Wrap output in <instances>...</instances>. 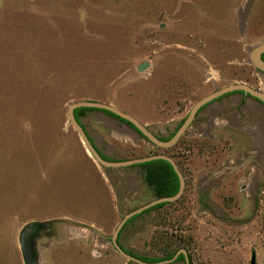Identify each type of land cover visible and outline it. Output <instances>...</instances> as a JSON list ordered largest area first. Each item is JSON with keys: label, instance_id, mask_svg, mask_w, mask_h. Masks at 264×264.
<instances>
[{"label": "rangeland", "instance_id": "rangeland-1", "mask_svg": "<svg viewBox=\"0 0 264 264\" xmlns=\"http://www.w3.org/2000/svg\"><path fill=\"white\" fill-rule=\"evenodd\" d=\"M242 2L0 0V264H23L20 228L49 220L53 228L36 241L39 264H139L108 238L124 214L155 196L139 166L102 169L87 156L66 106L104 102L167 137L214 89L244 83L264 91L247 60L248 47L264 40V0L251 1L240 24ZM233 96L239 93L198 111ZM228 108L254 107L243 100ZM253 118L263 143L262 116ZM78 120L104 155L164 154L184 176L176 200L126 222L123 247L149 258L181 248L191 264H249L254 252L255 264H264V190L243 187L255 168V187L264 186V150L251 154L244 130L208 138L193 134V119L175 143L160 147L99 110H84ZM248 156L257 166L248 160L211 191L198 187L200 172Z\"/></svg>", "mask_w": 264, "mask_h": 264}, {"label": "water", "instance_id": "water-1", "mask_svg": "<svg viewBox=\"0 0 264 264\" xmlns=\"http://www.w3.org/2000/svg\"><path fill=\"white\" fill-rule=\"evenodd\" d=\"M264 52V40L257 41L253 45L249 46L247 49V60L250 64L253 65L255 70L259 73L264 74V61L261 59L260 54ZM147 62L143 61L139 63L136 66V69L138 71L143 70L147 67ZM262 82H264V77H261ZM232 91H240L242 94L247 95L251 98H255L259 100L262 105L264 106V91H261L258 88H252L247 84L244 83H230L225 86H222L220 88L214 89L212 92L202 96L198 100H196L191 107L189 108L186 116L183 118L182 122L179 124V126L176 128L172 136L167 140H161L158 137H156L151 131L148 129L147 125L141 124L136 120L133 116L127 114L124 111L119 110L118 108L106 104L104 102H99L95 100H77L74 102H70L66 106V117L68 122L71 124V126L74 128V130L77 132L79 139L85 149V151L88 153V155L92 158V160L100 166V168L105 167H123V166H130L133 164L142 163L145 161L153 160V159H163L169 162L171 165L174 173L177 176L178 179V188L177 191L171 195V196H161V197H155L154 199L148 201L147 203L133 209L132 211L124 214L121 219L119 220L118 224L114 228L112 234L110 235V240L112 242L113 247L115 250L121 254L123 257H125L128 260L134 261L139 264H161V263H169L173 261V259L176 257L178 253H181L184 257V261L187 264V258H186V252L184 249H177V251L174 253V255L170 259H164L162 261L158 262H144L141 261L135 257H132L125 252L122 251V249L119 247V245L115 241V236L117 234L118 229L121 227L123 222L130 216L141 212L142 210L149 208L155 204L161 203V202H169L176 200L180 194L183 191L184 187V178L181 173V171L178 169L177 164L174 162V160L167 155L164 154H150L147 156H141L137 158H131V159H123V160H115V161H109L103 159L98 150L94 147L93 143L90 142L89 136L85 129L81 126L80 121L76 120L73 116V109L77 107L81 108H91L95 110H103L111 113L116 118L122 119L124 122H127L131 124L130 128L133 130L136 134H138L141 138L146 140L147 142L154 144L156 146L160 147H168L175 143L177 139L180 137L181 134L184 133L186 128L189 126L191 121L194 119L198 109L214 99L218 98L219 96ZM54 225L53 221H30L25 223L19 230L18 233V242L20 247V252L22 256L23 264H39L37 259V253H36V241L37 239L43 234V231L47 229L53 228ZM86 227V226H85ZM249 264H255V256L254 252H251L250 258H249Z\"/></svg>", "mask_w": 264, "mask_h": 264}, {"label": "crops", "instance_id": "crops-1", "mask_svg": "<svg viewBox=\"0 0 264 264\" xmlns=\"http://www.w3.org/2000/svg\"><path fill=\"white\" fill-rule=\"evenodd\" d=\"M242 5L237 8V23L243 24L241 20V16L243 14L244 9L249 6V3L254 0H242ZM262 41V40H256ZM248 47V46H247ZM257 78L260 82H262L261 76L257 74ZM259 88V87H258ZM246 95L240 94L239 96L229 97L228 99L221 100L220 102H215L212 104L210 108H204L201 111H198L194 117V122L196 125L193 127V134L202 135L208 138H213L215 135V131H228V129H240L244 130L251 139V151L250 153H259L264 150V142L262 143L263 134L259 133L260 129L259 124L253 118V112H257L262 116L264 122V108L253 98ZM216 100V99H215ZM215 100L209 102L212 103ZM246 101L248 107L254 108H228L230 106H235L242 101ZM258 105L262 108H258ZM192 121V122H193ZM194 123V124H195ZM129 133H135L133 130L125 126ZM264 129V124H263ZM88 156V154H87ZM248 160H252L251 156H248L243 161L239 160V162H235L231 157L226 158L222 161V165L217 168L214 172H206L203 171L201 174L197 175L198 182L197 185H202L203 189H207L206 191H211L216 188L218 185L222 183V180L230 174V172H234L235 170H239L243 167V163L248 162ZM202 161L205 162V159L202 158ZM253 165L257 166L255 161H251ZM253 169V168H252ZM231 170V171H230ZM255 174H251L249 178H246L247 182L244 184V188H246L248 193L255 192L256 190L263 191L264 186H260L256 189L255 184L259 183V177L256 175L258 172V168L254 169ZM257 176V177H256ZM256 177V179H255ZM201 178L202 181L199 180ZM264 182V179L262 180ZM198 185V187H199ZM200 190V189H198Z\"/></svg>", "mask_w": 264, "mask_h": 264}, {"label": "trees", "instance_id": "trees-1", "mask_svg": "<svg viewBox=\"0 0 264 264\" xmlns=\"http://www.w3.org/2000/svg\"><path fill=\"white\" fill-rule=\"evenodd\" d=\"M232 92L241 93L240 91H232ZM232 92H228L227 94L232 93ZM223 95H226V94H223ZM219 97H221V96H219ZM206 104H204V105H206ZM203 106H201V107H203ZM87 109H90V108H81V107L74 108L73 109V116H74V118L76 120H78V117L82 114V112L84 110H87ZM99 111L111 115L115 119L119 120L120 122L125 123L126 125H128L129 127L132 128L131 124H129L127 122H124L122 119L116 118L111 113H109L107 111H103V110H99ZM182 120L183 119H180L179 120V122L177 123V125L175 126V128L173 129V131L167 137H160L159 139H161V140H167V139H169L172 136V134L174 133V131L176 130V128L179 126V124L182 122ZM81 126L83 127V125H81ZM89 140H90V142H92V140L90 138H89ZM98 152H99L100 156L103 159H105V160H112V161L114 160V159L109 158L106 155L100 153L99 150H98ZM136 165L141 168V178H142V181L145 183V185L147 187H149V189L151 190V192L153 193V195L155 197L171 196V195H173L177 191V188H178V179H177V176L174 173V171H173L171 165L169 164V162H167L166 160H163V159H153V160L145 161V162H142V163H139V164H136ZM183 178H184V176H183ZM184 184H185V181H184ZM165 203L166 202H161V203L155 204V205L147 208L146 210L160 208ZM177 249H179V248H176V249L172 250L171 252L165 254L161 258H149V257H146L144 255H136L135 253H132L131 251H128V250L127 251L124 250V251L126 253L132 255L133 257H136V258L140 259L141 261H145V262H156V261H160V260H164V259L171 258L174 255V253L176 252ZM187 257H188L189 264H191L188 255H187ZM182 258H183V255L181 253H178L177 256L175 257L174 261L182 260Z\"/></svg>", "mask_w": 264, "mask_h": 264}, {"label": "flooded vegetation", "instance_id": "flooded-vegetation-1", "mask_svg": "<svg viewBox=\"0 0 264 264\" xmlns=\"http://www.w3.org/2000/svg\"><path fill=\"white\" fill-rule=\"evenodd\" d=\"M260 57H261V59L264 61V52H262L261 54H260ZM258 73V72H257ZM259 74V76H261V77H264V74H262V73H258ZM228 93V92H227ZM227 93H225L226 95H227ZM235 93H238V92H235ZM240 94H242V93H240ZM222 96V95H221ZM224 96V95H223ZM247 96V95H246ZM255 101H257L263 108H264V106L262 105V103L259 101V100H257V99H255V98H253ZM208 104V103H207ZM203 106V105H202ZM200 109H201V107H200ZM198 112V111H197ZM119 121V120H118ZM123 123V122H122ZM123 124H125V123H123ZM125 126H127V127H129L128 125H126L125 124ZM84 128V127H83ZM156 137H158V138H160L161 136L159 135V134H154ZM90 138V137H89ZM91 139V138H90ZM93 143V142H92ZM94 145V144H93ZM95 146V145H94ZM96 147V146H95ZM96 149H97V147H96ZM100 153H102V152H100ZM103 154V153H102ZM108 157V156H107ZM109 158H111V157H109ZM113 159V158H112ZM115 160H121V159H114L113 161H115ZM123 160V159H122ZM109 161H112V160H109ZM139 164V163H138ZM134 165H136V164H133V166ZM131 166V165H130ZM137 166V165H136ZM185 185V184H184ZM147 209V208H146ZM146 209H144V210H142L141 212H144ZM132 211V210H131ZM147 211V210H146ZM130 212V211H129ZM128 213V212H127ZM140 213V212H139ZM139 213H136V214H134V215H132V216H130V217H128L124 222H123V224L121 225V227L118 229V231H117V234H116V236H115V241H116V243L119 245V247L122 249V251L123 252H125V251H131V250H129V249H126L125 247H123L120 243H119V241H118V238H119V235H120V232H121V230H122V228H123V226L126 224V222H128L129 220H131L132 218H134L135 216H137ZM108 241L110 242V244H111V246H113L112 245V242H111V240H110V238H108ZM114 248V247H113ZM115 249V248H114ZM125 250V251H124ZM177 251V250H176ZM132 253H135L136 255H141V254H138V253H136V252H133V251H131ZM126 253V252H125ZM126 254H128V253H126ZM128 255H130V254H128ZM187 253H186V258H187V264H189V261H188V257H187ZM130 256H132V255H130ZM177 256V255H176ZM133 257V256H132ZM136 258V257H135ZM138 259V258H137ZM170 259V258H169ZM175 259V258H174ZM174 259H173V261H174ZM140 260V259H139ZM160 261H162V260H160ZM179 261H182L183 262V264H186V262L184 261V257L182 258V260H179ZM145 262V261H144ZM156 262H158V261H156ZM151 263V262H150ZM153 263V262H152Z\"/></svg>", "mask_w": 264, "mask_h": 264}, {"label": "bare ground", "instance_id": "bare-ground-1", "mask_svg": "<svg viewBox=\"0 0 264 264\" xmlns=\"http://www.w3.org/2000/svg\"><path fill=\"white\" fill-rule=\"evenodd\" d=\"M87 153V152H86ZM88 154V153H87Z\"/></svg>", "mask_w": 264, "mask_h": 264}]
</instances>
